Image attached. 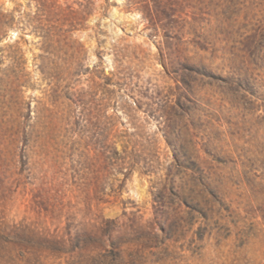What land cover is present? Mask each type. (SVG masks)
<instances>
[{
    "label": "rangeland",
    "instance_id": "rangeland-1",
    "mask_svg": "<svg viewBox=\"0 0 264 264\" xmlns=\"http://www.w3.org/2000/svg\"><path fill=\"white\" fill-rule=\"evenodd\" d=\"M165 218L156 264H264V0H0V264Z\"/></svg>",
    "mask_w": 264,
    "mask_h": 264
},
{
    "label": "trees",
    "instance_id": "trees-1",
    "mask_svg": "<svg viewBox=\"0 0 264 264\" xmlns=\"http://www.w3.org/2000/svg\"><path fill=\"white\" fill-rule=\"evenodd\" d=\"M159 224L161 233L156 231L154 221L141 224L129 219L119 224L117 219H107L74 235L67 227L68 238L56 242L68 244L66 251L77 255V264H156L162 259L158 254L168 251L169 234L176 225L169 218Z\"/></svg>",
    "mask_w": 264,
    "mask_h": 264
}]
</instances>
